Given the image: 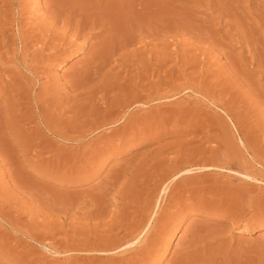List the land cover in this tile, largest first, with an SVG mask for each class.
<instances>
[{"label": "rangeland", "instance_id": "374dc122", "mask_svg": "<svg viewBox=\"0 0 264 264\" xmlns=\"http://www.w3.org/2000/svg\"><path fill=\"white\" fill-rule=\"evenodd\" d=\"M1 1L5 2L6 0ZM1 1L0 11H3L4 7ZM60 1H63V5ZM112 1L115 6L113 11L117 14V20L112 27V31L116 33L111 32L112 36L110 35L111 37L109 38L113 43L117 41L119 45L115 42L117 45L116 51H113L111 54L112 58L110 63L115 66L113 67L109 63V66L104 69L105 73V71L111 67V73H109L107 79L109 81L117 80L116 82L118 83L124 81L126 82L125 84L128 85L130 83L129 81L127 82V78H125L126 74L131 71L132 76H135L137 70V72L142 70V64L143 68L146 66L145 68L154 69L155 74L158 70L157 72L160 75V79H164L163 81L167 80V82H169V79L170 81L172 80L171 83L173 86L174 84H183L188 86L191 85L192 89H198L196 92L194 89V91L191 89L187 91L186 89L180 93L181 95L179 94L161 100V102L158 103L159 107L161 106L162 109H166L179 101H189L191 99L192 101L190 100V104H185H188L186 109L193 108V111L196 109L192 114H195L197 118L195 115L191 114L188 118L194 116L196 120L193 118H190L189 122L187 121L189 119H184L185 121L180 120L179 122H175L174 120L173 123V119L176 118V116H173L172 119L164 121L162 124H166V127L172 129L168 131L170 133H167L166 136L161 133L157 134V132L151 134L145 132L143 135L137 136L133 141H120L114 139L111 140V142L110 140L106 142L108 141L106 140L105 143L98 141L95 145V143L90 144L84 139L79 143H73L74 145L69 143L67 146L61 141H56L53 137L51 138V136L47 138L45 133L42 134L41 132L39 136L33 134L39 126H36V124L33 125L32 123L26 124L27 121L24 122L25 120L18 121V119H15L17 130H14L15 128L11 130L10 126H2L3 118H8V116L2 112V115H0V133H4L0 134V140H3L0 141L2 143H0V205L3 203L4 205L2 207L0 206V210H4V212L0 211V225H2L0 226V264H126L129 260L128 255L116 256V254L112 252H107L105 255L107 256L108 254L110 258H106L103 253L94 251L93 248L99 246V240H101L100 247L104 244L103 242L108 239L107 237L105 240L104 237L112 230L114 227L113 224L119 223V221L122 222V224L132 223L133 221L137 222L142 218V215H139V210L141 208L143 209L147 206L154 205L155 208L153 210L155 212L157 207L159 205L161 207L162 204H167L168 206L165 205V208L162 209V211H164H161L158 221L152 223L153 216H151L149 221L150 229L154 226L151 233L154 235L155 233L162 235L159 251L157 253L153 252V255H149L144 261L143 259H140V261L137 260L141 264H264V87H262L264 86V60H262V58H264V0H143L146 4V11H142L143 9L139 6H134L132 2L137 3L138 0ZM24 2L28 3V7L29 4H35L34 11L37 14L39 13V20H41V15H46L45 9L54 11L55 9L53 10V6L55 5L57 8H61L60 10L63 8L64 12L70 9L69 12H74L78 0H34V3L33 0H25ZM96 2H101L102 4V0H97ZM114 2H116V4ZM71 4L74 5L71 6ZM130 4H132L134 8L126 7V5L128 6ZM68 5L71 6L74 11ZM98 6H103V4ZM138 7L141 9L142 13L140 11L137 13L135 12V9L139 10ZM117 9L120 11L123 10L124 12L122 13V11L120 12ZM128 9H133L132 12L134 14L132 13V15ZM54 12L61 13L62 11L59 12L56 10ZM117 12H120L122 15ZM127 12L130 15H128ZM24 14V22H27V20L35 22L34 19L30 18V13ZM71 16L73 17V15ZM127 16H129L128 20L125 19ZM48 17L49 15L45 17V21H48V19H46ZM144 18L150 19L145 20ZM157 21H160V23ZM147 22H149V24H147ZM104 23L106 24L105 21ZM124 23H127L129 27ZM97 29L99 28H96V30ZM121 31L124 32L122 33ZM125 32L127 33L124 34ZM101 33V35H104L103 32ZM100 34L97 38H93L94 40L91 39V41H93L92 44H95V42L102 37ZM115 34H117V36ZM122 36L124 38H122ZM142 38L144 41L141 40ZM126 39H128L130 43L126 41ZM123 40H125V44ZM118 47L121 49L119 50ZM168 50L170 53H174V55L170 54ZM64 52L61 57L53 62H49L50 65H44L43 70L48 71V76L50 79L52 78L51 80L54 79L53 81L59 82L58 89L68 91L66 81L77 77V67L88 59L89 50L83 49L80 51L78 49H70L66 54ZM140 52L143 54L139 55L141 54ZM135 53L137 54L135 55ZM54 55H56V52L48 60L50 61L53 59L52 57H54ZM252 55L255 58L257 56L260 57L254 58V60ZM140 61H142V63H140ZM206 62L207 64H205ZM147 63H149L150 66H148L149 64L147 65ZM198 64L200 65L197 66ZM234 67L236 69H234ZM170 71L172 72L171 76L173 78L175 77L176 80L175 78L174 80L171 78ZM117 72L118 74L121 73V75H118ZM172 74H174V76ZM212 74L214 75L212 76ZM155 79L156 76L152 78V80ZM142 83L143 82L139 81L138 85ZM205 85L206 87L208 86L207 90L206 92H202V90L205 91L204 89H206ZM235 85L238 86L236 87ZM39 88L40 87L37 89L40 90ZM37 89L36 91H38ZM168 89L169 88L163 85V92H167ZM199 89L201 92H199ZM42 90L45 91V89ZM254 90L256 91L254 92ZM116 93V90H109L107 91V96L111 98L113 95H116ZM210 93L211 96H208ZM243 93L247 94V97ZM203 94L205 96H201ZM258 94L260 97H258ZM98 95H100V93H98ZM182 96L183 98L185 96L184 100ZM238 97L239 99H237ZM0 99V104L2 105L3 99ZM219 99L223 103L222 107L225 111L217 107L218 103L216 100L218 101ZM247 99L251 100L247 101ZM253 101L254 103L256 101V103L254 104ZM207 105L209 107H207ZM97 106L98 107H94L95 110H103L102 105L97 104ZM241 109H243V112ZM24 110L23 112H27V109ZM87 110L89 109L85 108L82 112ZM30 111L31 109L29 112ZM96 111H92V116H96ZM136 114H140V112ZM159 114L162 117L164 115L162 112H159ZM227 114L230 115V117ZM235 116L238 117L236 118ZM193 121L194 123L197 121V124H199V122L206 124L204 125V127L206 126L204 129L205 139H202V142L198 140L194 142V144L192 143L191 146L193 147L199 144L201 145L202 143L203 147H207L206 149L209 151L211 147H213L212 141L217 138L216 141L219 142L220 136L228 132L225 134L226 136L224 135V137H226L224 138L225 147L227 145L228 148L232 149L231 152L230 149L228 150L227 147L226 149L224 147L225 156L226 154L227 156L229 155L225 157L226 160L224 161L228 162H225L223 165L224 167H221V164H217L219 167L215 165V167L210 169L213 173L192 172L189 173V175H183V178H178L179 176H175L176 178L168 177V172H164L163 169L167 167L166 164L170 161H166L164 163L165 166L161 165L162 168L160 167V169L155 166V162H157L156 159L159 160L162 156L170 158L179 150L178 162L176 161L175 164L178 166V169H184L189 160L188 165H190L187 166L188 168H190L192 164L195 166L200 165L202 162L200 160H207L209 158L208 151H205V154L204 152L200 153V151H197L199 153L194 152L196 154L192 156L194 153H187L183 148L184 151L179 149V142L182 144L183 141L190 139L188 132H191L190 129H192L194 124ZM211 124L214 125L211 126ZM215 125H217V128ZM18 127L20 130H18ZM208 129L213 132H208ZM222 129L226 132H223ZM110 133L111 131L105 134L108 135ZM209 135H211V137ZM42 136L44 137L42 138ZM39 138H47L48 140L46 139V141L55 144L50 148V150H54L50 151L49 148H47L48 150H42L40 146L34 147V142L40 140ZM246 142L247 146L245 145ZM168 145L170 149L167 147ZM175 146L178 148L176 149ZM162 147H164V149L167 147V149H165L166 151L164 150L160 156H157L159 149ZM71 149L73 151H71ZM168 149L169 151H167ZM71 152H73L74 155H72L73 153ZM59 153L64 154V158ZM190 154L192 157L188 156ZM10 155L12 161L10 160ZM60 155L62 158L58 160L57 157ZM21 157L23 159H21ZM65 157H67V159H65ZM68 157L71 159H68ZM13 158H17L16 160L18 162ZM147 159L151 160L147 161ZM179 161H183L184 163H180ZM179 165H181V167ZM8 166L10 168L13 166L14 169L12 170ZM250 166L253 168H250ZM245 167L247 169H245ZM214 168L216 171L212 170ZM160 170L165 175H163L162 172L160 174ZM248 171L252 172L251 177H246ZM254 171H256V173ZM165 177L167 179L172 178V180H166L164 179ZM160 181H163V183ZM174 181H177L176 184L178 183V185L174 184ZM159 182L161 184H159ZM167 182H170L176 187L172 188L173 185L171 186L172 193H168L169 195H167L166 202L163 203L160 201L163 197L162 189ZM170 183H167V185H171ZM3 189L5 191H3ZM99 194L105 195H102V198ZM168 199L171 200V202ZM99 201L103 205V209L100 208V211L98 208L102 206L101 204H99V207L97 206ZM142 203L143 206L141 205ZM3 207L5 209L8 208L5 210ZM90 209L91 211H89ZM101 211L103 216L101 213L98 214V217L97 215L90 214ZM111 211H113V213H111ZM121 213L123 214L121 215ZM124 214L127 217L126 219ZM114 215H116L117 218ZM113 218L116 219V222ZM1 220H4L3 223ZM12 220H15L14 223ZM109 220L111 221L109 222ZM7 221H10L13 226ZM163 223H165V225ZM104 224L106 225L104 226ZM109 224L111 228H108ZM153 224H156V226ZM158 225L161 227L163 225L162 228L164 230H161V227L158 228ZM103 226L107 227L104 228ZM120 234L119 237L123 236L124 232ZM172 234L174 239L170 242ZM86 241L87 246H85ZM91 241L93 243H91ZM186 241H192V247L187 250L183 248V246L186 245ZM91 245L93 246L90 247ZM87 254L89 257H87ZM110 254H112L113 257ZM101 255L105 257L101 259ZM134 261L137 262L136 260Z\"/></svg>", "mask_w": 264, "mask_h": 264}, {"label": "bare ground", "instance_id": "6f19581e", "mask_svg": "<svg viewBox=\"0 0 264 264\" xmlns=\"http://www.w3.org/2000/svg\"><path fill=\"white\" fill-rule=\"evenodd\" d=\"M1 1V0H0ZM25 0H6L3 3V7L4 10L0 11V98H2L3 103L0 106V115H2V112H4V114H6L8 116V120L3 118V125L2 126H10L11 130L12 128L16 129V120L18 119V121H23L24 122L27 121L26 124L28 123H32L33 125L36 124V126L38 125L39 128H37V130L34 131L33 134H37V136H39V134L42 132L45 133L46 137L48 138L49 136H51V138L53 137L54 139H56V141H61L62 143H64V145L66 144H73V143H79L80 141L86 139V141L90 144H94L96 145V143H98V141L101 143H105L106 142H111V140L114 139H118L120 141H133L135 140V138L137 136H141L143 135L145 132H147L148 134L150 133H154L157 132L161 133V134H166L170 133L168 131H171L172 129L166 127L165 125H163L162 123H164V121L172 119L173 116H176L175 119H173V123L174 120L175 122H179L180 120L185 121L184 119H189L187 120L188 122L190 121V118L194 119V116L189 117V115L192 114L193 108L190 109H186L187 105L190 104V100H186V101H179L178 103H175L174 105H172L170 108H165L166 109H162L161 106L159 107L158 103L161 102V100L164 99H168L170 97L173 96H177L179 95L181 92H183L184 90L187 89H191V85H175L173 86V84L171 83L170 79L169 82L163 81L160 79V75L159 73L156 71V74L154 72V69H150V68H145L146 64L144 65L145 67L143 68V64H142V70L137 72L136 71V75L132 76V72L129 71V73H125L127 78V82L129 81L130 84H125L126 82H122V83H118L116 82L117 80L114 81H109L107 79V76L109 75V73H111V67L105 71L104 73V69L106 67L109 66V63L111 62V54L113 53V51H116V47L117 45V41L116 44L115 42L113 43L112 40L109 38L111 37V32L112 33H116L112 31V27L115 23V21L117 20L116 18V13L113 11V9L115 8V6L113 5V1L112 0H102V4L103 6H98V5H102L101 2L97 3L95 0H78V2L76 3L75 6L76 9L74 11V9L71 7L73 6L71 4V6H69L70 8L73 9L74 12H69L66 11L64 12V9L62 8V10H60L59 8H57V6H53V10L54 11H62L61 13L58 12H54V11H48L45 9L46 15L43 16L41 15V20H39V13L37 14L34 10H35V4H29L28 7V3L24 2ZM27 1V0H26ZM51 1V0H50ZM56 1V0H55ZM71 1V0H69ZM74 1V0H73ZM101 1V0H99ZM104 1V3H103ZM107 1V2H106ZM118 1V0H117ZM134 1V0H133ZM153 1V0H152ZM158 1V0H157ZM59 2V1H58ZM76 2V1H75ZM151 2V1H150ZM149 2V3H150ZM34 3V0H33ZM44 3V2H43ZM60 3H62L63 5V1ZM72 3V2H71ZM116 4V2H114ZM125 3V2H124ZM123 3V4H124ZM130 3V2H129ZM134 4V6H139L141 9H143L142 11H146V4L144 3V1L142 0H138L137 3L132 2ZM56 4V2H55ZM66 4V3H65ZM153 4V3H152ZM1 5V4H0ZM113 5V6H112ZM166 5V4H164ZM1 6V7H2ZM46 6V5H44ZM48 6V5H47ZM59 6V4H58ZM66 6V5H65ZM123 6V5H122ZM134 6L132 4L130 5H126V7L129 8H134ZM156 6V4H155ZM40 7V6H39ZM42 7V6H41ZM138 7L139 10L135 9V12H141V9ZM154 7V5H153ZM51 8V7H50ZM47 8V9H50ZM158 8V7H157ZM37 9V7H36ZM67 9V7H66ZM151 9V8H150ZM149 9V10H150ZM155 9V8H154ZM52 10V8H51ZM119 10V9H117ZM126 10V8H125ZM130 10V9H128ZM127 10V11H128ZM133 9L130 10V13L132 14ZM41 11V10H39ZM38 11V12H39ZM116 11V10H115ZM120 11V10H119ZM122 13L124 12L123 10H121ZM120 11V12H121ZM120 12H117L118 14ZM150 12V11H149ZM24 13H30V18L34 19V21L27 20V22H24L25 17L23 18V14ZM128 13V12H127ZM142 13V12H141ZM139 13V14H141ZM145 13V12H143ZM45 14V13H44ZM126 14V13H124ZM123 14V16H124ZM134 14V13H133ZM132 14V15H133ZM152 14V13H151ZM25 15V14H24ZM48 21H45V17L48 16ZM73 15V17L71 16ZM120 15H122L120 13ZM128 15H130L128 13ZM142 15V14H141ZM147 15V14H146ZM150 15V14H149ZM154 15V14H153ZM156 15V14H155ZM27 16V15H26ZM126 16V15H125ZM143 16V15H142ZM29 17V16H28ZM26 17V18H28ZM119 17V15H118ZM127 16L125 19L128 20ZM131 17V16H130ZM141 17V16H140ZM148 17V16H147ZM133 18V17H132ZM136 18V16H135ZM151 18V17H150ZM149 18V19H150ZM143 19V18H142ZM145 19V18H144ZM148 19V18H147ZM145 19V20H147ZM148 19V20H149ZM154 19V18H153ZM160 19V18H159ZM162 20V19H161ZM173 20V19H172ZM104 21L106 22V24L104 23ZM144 21V20H143ZM152 21V20H150ZM154 21V20H153ZM126 22V21H125ZM158 22V21H157ZM139 23V22H138ZM143 23V22H142ZM160 23V21L158 22ZM122 24V23H121ZM125 24V23H124ZM127 24V23H126ZM125 24V25H126ZM147 24H149V22H147ZM170 24V23H169ZM123 25V24H122ZM151 25V24H150ZM119 26V25H118ZM127 27H129V25H126ZM147 26V25H146ZM173 26V25H172ZM122 27V26H121ZM157 27V26H156ZM96 28H99L96 30ZM135 28V27H134ZM140 28V27H138ZM147 28V27H144ZM114 29V28H113ZM122 29V28H121ZM125 29V28H124ZM133 29V28H132ZM153 29V28H152ZM158 29V28H157ZM170 29V27H169ZM96 30V31H95ZM123 30V29H122ZM163 30V29H162ZM133 31V30H132ZM141 31V30H139ZM137 31V32H139ZM147 31V30H144ZM150 31V30H148ZM103 32L104 35H101ZM122 32V31H121ZM119 32V33H121ZM124 32V31H123ZM122 32V33H123ZM128 32V30H127ZM127 32H125L124 34H126ZM154 32V31H153ZM152 32V33H153ZM157 32V31H156ZM101 33V34H100ZM118 33V32H117ZM129 33V32H128ZM143 33V31H142ZM149 33V32H147ZM101 35L102 37H98L99 39L97 40V42H95V44H92L93 41H91V39L93 38H97L98 35ZM132 34V33H131ZM130 34V35H131ZM138 34V33H137ZM111 35V36H110ZM117 36V34H115ZM139 35V34H138ZM114 36V35H113ZM132 36V35H131ZM130 36V37H131ZM152 36V35H151ZM145 37V36H144ZM121 38V37H120ZM122 38H124L122 36ZM136 38V37H135ZM130 39V38H129ZM147 39V38H146ZM94 40V39H93ZM115 40V39H114ZM121 40V39H119ZM118 40V41H119ZM135 40V39H134ZM133 40V41H134ZM142 41L143 38L141 39ZM125 40H123L124 42ZM126 41L129 42L128 39H126ZM140 41V40H139ZM122 42V41H120ZM130 43V42H129ZM132 43V42H131ZM125 44V42H124ZM123 45V44H122ZM131 45V44H130ZM142 46V44H141ZM121 47V46H120ZM123 47V46H122ZM126 47V46H125ZM136 47V46H135ZM134 47V48H135ZM133 48V50H134ZM140 48V47H139ZM138 48V49H139ZM152 48V47H151ZM70 49H78V50H83V49H88L89 50V57L86 61L82 62L81 65L79 67H77V77L66 81L67 84V88L68 91H64L63 89H58V83L56 81H53L49 78L48 76V71L47 70H43L44 65H50L49 62H53L55 61L57 58L61 57L64 51H69ZM118 49L120 50L121 48L118 47ZM145 49V48H144ZM143 49V50H144ZM125 50V49H124ZM166 50V49H164ZM172 50V49H171ZM262 50V49H261ZM123 51V50H122ZM141 51V50H140ZM153 51V50H152ZM155 51V50H154ZM169 51V50H168ZM174 51V50H173ZM56 52V55H54V57H52L53 59H51L50 61L48 60L54 53ZM58 52V53H57ZM66 52H64L66 54ZM136 52V51H135ZM144 52V51H143ZM125 53V52H124ZM122 53V54H124ZM138 53V52H137ZM135 53V55L137 54ZM141 53V52H140ZM170 53V51H169ZM116 54V52H115ZM126 54V53H125ZM131 54V52H130ZM143 53L139 54L142 55ZM146 54V53H145ZM162 54V53H160ZM172 54V53H170ZM134 55V56H135ZM174 55V53L172 54ZM114 56V55H112ZM127 56V54H126ZM132 56V55H131ZM133 56V57H134ZM253 56V55H252ZM256 56V55H255ZM128 57V56H127ZM260 57V56H257ZM256 57V58H257ZM130 58V57H129ZM141 58V57H140ZM255 57L253 56V59ZM255 58V59H256ZM119 59V58H118ZM125 59V58H124ZM133 59V58H132ZM137 59V58H136ZM156 59V58H155ZM254 59V60H255ZM138 60V59H137ZM166 60V59H165ZM164 60V61H165ZM172 60V59H171ZM170 60V61H171ZM262 60H264V58H262ZM261 60V61H262ZM115 61V60H114ZM147 61V60H146ZM161 61V60H160ZM252 61V60H251ZM260 61V60H259ZM118 62V61H117ZM123 62V61H122ZM158 62V61H157ZM156 62V64H157ZM201 62V61H200ZM199 62V63H200ZM256 62V61H255ZM140 63H142V61H140ZM145 63V62H144ZM162 63V62H161ZM165 63V62H164ZM191 63V62H190ZM252 63V62H251ZM111 64V63H110ZM122 64V63H120ZM139 64V63H138ZM137 64V65H138ZM149 63H147L148 65ZM204 64V63H203ZM207 64V62L205 63ZM127 65V64H125ZM161 65V64H160ZM157 65V66H160ZM189 65V62H188ZM187 65V66H188ZM193 65V64H192ZM200 64H198L197 66H199ZM261 65V64H260ZM111 66H113L111 64ZM115 66V65H114ZM113 66V67H114ZM141 66V65H140ZM150 66V64L148 65ZM162 66V65H161ZM173 66V65H172ZM211 66V65H210ZM112 67V68H113ZM120 67V66H119ZM117 67V68H119ZM123 67V66H122ZM133 67V66H132ZM135 67V66H134ZM137 67V66H136ZM139 67V66H138ZM239 67V66H238ZM162 68V67H161ZM175 68V67H173ZM209 68V66H208ZM215 68V67H214ZM127 69V68H124ZM140 69V68H139ZM203 69V68H201ZM206 69V68H205ZM234 69H236L234 67ZM239 69V68H238ZM237 69V72H238ZM114 70V69H112ZM117 70V69H116ZM115 70V71H116ZM208 70V69H207ZM217 70V69H216ZM233 70V69H232ZM125 71V70H123ZM134 71V68H133ZM168 71V70H167ZM166 71V72H167ZM235 71V70H234ZM114 72V71H113ZM131 72V75H130ZM231 72V71H230ZM116 73V72H115ZM122 73V71H121ZM121 73H119L121 75ZM169 73V72H168ZM171 71H170V76H171ZM118 74V72H117ZM118 74V75H119ZM124 74V75H125ZM195 74V73H194ZM200 74V73H199ZM115 75V74H114ZM174 76V74H172ZM177 75V74H175ZM214 74H212L213 76ZM217 75V74H216ZM156 76L155 80H152L153 77ZM236 76V75H235ZM112 77V75H111ZM119 77V76H118ZM190 77V76H189ZM215 77V76H214ZM115 78V77H114ZM113 78V79H114ZM169 78V77H168ZM171 78L174 80V78L171 76ZM178 78V77H177ZM117 79V78H116ZM124 79V78H122ZM181 79V78H180ZM188 79V78H187ZM191 79H195V78H191ZM119 80V79H118ZM176 80V78H175ZM202 80V79H201ZM213 80V79H212ZM215 80V79H214ZM240 80V79H239ZM120 81V80H119ZM141 81L143 82L141 85H138V82ZM219 81V80H218ZM234 81V80H233ZM184 82V81H183ZM198 82V81H196ZM206 82V81H205ZM212 82V81H211ZM208 83V82H207ZM239 83V82H238ZM243 83V82H242ZM172 84V85H171ZM191 84V83H190ZM193 84V83H192ZM221 84V83H220ZM64 85V83H63ZM163 85L166 86L168 89L167 92H163ZM196 85V84H195ZM199 85V84H197ZM209 85V84H207ZM228 85V84H227ZM240 85V84H239ZM224 86V84H223ZM236 86V85H235ZM238 86V85H237ZM236 86V87H237ZM40 87L38 90L37 88ZM206 87V85H205ZM208 87V86H207ZM204 89L205 91L202 92H206L207 90ZM216 87V86H215ZM240 87V86H239ZM243 87V86H242ZM264 87V86H262ZM200 88V86H199ZM213 88V85H212ZM227 88V87H226ZM36 89L38 91H36ZM42 89H45V91H43ZM196 89V88H195ZM194 89V90H195ZM209 89V88H208ZM234 89V88H233ZM244 89V88H243ZM42 90V91H41ZM63 90V91H62ZM109 90H116L117 93L116 95H113L111 98H109L107 96V91ZM193 90V91H194ZM247 90V89H246ZM190 91V90H189ZM198 91L195 90V92ZM236 91V89H235ZM256 90H254L255 92ZM111 92V91H110ZM194 92V93H195ZM199 92L200 89H199ZM253 92V91H252ZM98 93H100V95H98ZM209 93V91H208ZM224 93V92H223ZM241 93V92H240ZM246 93V91H245ZM243 93V94H245ZM109 94V93H108ZM191 94V93H190ZM197 94V93H196ZM195 94V95H196ZM202 94V93H199ZM207 94V93H206ZM232 94V93H231ZM238 94V93H236ZM256 94V93H254ZM181 95V94H180ZM187 95V94H185ZM226 95V94H225ZM224 95V96H225ZM228 95V94H227ZM240 95V94H239ZM247 94H245L246 96ZM257 95V94H256ZM110 96V95H109ZM201 96H205L204 94ZM211 96V93L210 95ZM207 96V97H208ZM242 96V95H240ZM250 96V95H249ZM262 96V95H261ZM180 97V96H179ZM178 97V98H179ZM229 97V96H228ZM237 97V96H236ZM247 97V96H246ZM258 97L259 94H258ZM183 98V96H182ZM188 98V97H186ZM197 98V97H196ZM212 98V97H210ZM223 98V95H222ZM231 98V97H230ZM234 98V97H233ZM232 98V99H233ZM249 98V97H248ZM253 98V97H252ZM185 99V96L183 98V100ZM221 99V98H220ZM220 99L216 102L217 107L223 111H225V109H223L222 107V102L220 101ZM239 99V97L237 98ZM243 99V98H242ZM241 99V100H242ZM260 99V98H259ZM1 100V99H0ZM223 100V99H222ZM249 99H247L248 101ZM251 100V99H250ZM249 100V101H250ZM256 100V99H255ZM192 101V100H191ZM233 101V100H232ZM196 102V100H195ZM203 102V101H202ZM237 102V101H236ZM239 102V101H238ZM244 102V100H243ZM242 102V103H243ZM186 103H188L187 105H185ZM192 103V102H191ZM201 103V102H199ZM204 103V102H203ZM229 103V102H228ZM241 103V102H240ZM248 103V102H246ZM254 103V101H253ZM256 103V101H255ZM254 103V104H255ZM98 105H102L103 106V110H95L94 107H98ZM173 104V103H172ZM194 104V103H193ZM198 104V103H197ZM214 104V103H213ZM215 104V105H216ZM237 104V103H236ZM89 106V107H88ZM170 106V105H169ZM168 106V107H169ZM190 106V105H189ZM199 106V105H198ZM197 106V107H198ZM233 106V105H232ZM236 106V105H235ZM234 106V107H235ZM163 107V108H164ZM205 107V106H203ZM207 107H209L207 105ZM244 107V106H243ZM82 108H88L89 110L87 111H83L84 109ZM101 108V107H100ZM98 108V109H100ZM231 108V107H230ZM247 108V107H245ZM251 108V107H250ZM255 108V107H254ZM27 109V112H23V110ZM31 109V111L29 112V110ZM201 109V108H200ZM24 110V111H25ZM198 110V108H197ZM213 110V109H212ZM228 110V108H227ZM243 109H241L242 111ZM249 110V109H248ZM251 110V109H250ZM255 110V109H254ZM92 111H96V116H92L93 112ZM229 111V110H228ZM253 111V110H252ZM140 112V114H136ZM159 112H162L164 115L163 117L159 114ZM199 112V111H198ZM214 112V111H213ZM243 112V111H242ZM241 112V113H242ZM197 113V112H196ZM228 113V112H227ZM233 113V112H232ZM3 114V115H4ZM95 114V112H94ZM136 114V115H135ZM200 114V113H199ZM231 114V113H230ZM195 115V114H192ZM228 115V114H227ZM232 115V114H231ZM238 115V114H236ZM196 116V115H195ZM230 117V115H228ZM244 116V114H243ZM3 117V116H2ZM19 117V118H18ZM200 117V116H199ZM208 117V116H206ZM236 118L238 116H235ZM197 118V116H196ZM244 118V117H243ZM232 119V117H231ZM234 119V117H233ZM1 120V119H0ZM196 120V119H194ZM198 120V119H197ZM214 120V119H213ZM200 121V120H199ZM203 121V120H202ZM234 121V120H233ZM232 121V122H233ZM238 121V120H237ZM1 122V121H0ZM201 122V121H200ZM197 124L194 123L193 121V127L191 130V132H188V134L190 135V139L187 141H183L182 144H180L179 142V149H185L187 151V153H194L197 151H200V153L205 154V151H208L206 148L207 147H203L202 143L201 145L199 144L198 146H191V144L194 142H197L198 140H201L200 142H202L205 139L204 136V132H205V127L203 123ZM213 122V121H212ZM239 122V121H238ZM237 122V124H238ZM170 123V122H169ZM168 123V124H169ZM172 123V121H171ZM207 123V121H206ZM210 123V122H209ZM180 124V123H179ZM192 124V123H191ZM243 124V123H241ZM1 125V124H0ZM18 125V123H17ZM21 125V124H20ZM30 125V124H29ZM163 125V127H162ZM170 125V124H169ZM189 125V124H188ZM214 124H211V126ZM218 125V124H217ZM217 125L216 128H217ZM5 126V127H6ZM165 126V127H164ZM176 126V125H175ZM192 126V125H191ZM223 126V125H222ZM242 126V125H241ZM21 127V126H19ZM18 127V130H20V128ZM177 127V126H176ZM175 127V128H176ZM9 128V127H8ZM35 128V127H34ZM33 128V130H34ZM168 128V130H167ZM215 128V130H216ZM237 128V127H236ZM242 128V127H241ZM244 128V127H243ZM8 129V130H10ZM32 129V128H31ZM224 129V128H223ZM222 129V131H223ZM4 130V129H3ZM2 130V131H3ZM7 130V131H8ZM239 130V129H238ZM243 130V129H242ZM1 131V129H0ZM110 134L106 135L105 133L110 132ZM210 130L208 129V132ZM212 131V130H211ZM210 131V132H211ZM241 131V130H240ZM244 131V130H243ZM248 131V130H247ZM11 132V131H10ZM20 132V131H19ZM22 132V131H21ZM213 132V131H212ZM226 132V131H223ZM4 132L0 133L3 134ZM228 132L224 133L227 134ZM241 133V132H240ZM32 134V135H33ZM106 136H105V135ZM147 134V135H148ZM207 134V133H206ZM205 134V135H206ZM212 134V133H211ZM223 134V133H222ZM41 135V134H40ZM146 135V134H145ZM154 135V134H153ZM221 135V134H220ZM224 135L220 136V140L219 142L216 141V139H214L212 142L213 147L209 146V158L207 160H200L202 161L201 164L199 162L200 165H191L190 168L185 169H178V166L175 164L177 159H178V155L179 150L175 152L174 156L167 158L162 156V158L159 160H157V162H155V166L156 167H161V165H164V163L166 161H170L168 162L167 167H165L163 169V171L168 172L169 176L168 177H178V178H183L182 176L185 174L189 175V173H194V172H201V173H210V169L215 167V165L217 164H221V167H224L223 165L225 164V162L228 161H224L226 160L225 157V152H224V147H225V142H224ZM233 135V134H232ZM243 135V134H241ZM248 135V133H247ZM15 136V135H14ZM34 136V135H33ZM211 137V135H209ZM226 136V135H225ZM228 136V135H227ZM44 136H42L43 138ZM230 137V136H229ZM228 137V138H229ZM242 137V136H240ZM250 137V136H249ZM1 138V137H0ZM16 138V137H15ZM19 138V137H18ZM41 139L40 140H36V142H34V147H38L40 146L42 150H45L47 148H52L53 145L52 143H49V141H46V139ZM214 138V137H213ZM5 139V138H4ZM27 139V138H26ZM25 139V141H26ZM33 139V138H31ZM38 139V138H37ZM53 139V140H54ZM203 139V140H202ZM208 139V138H207ZM242 139V138H241ZM247 139V137H246ZM17 140V139H15ZM34 140V139H33ZM48 140V139H47ZM50 140V139H49ZM52 140V141H53ZM211 140V139H210ZM248 140V139H247ZM0 141H3L2 139ZM55 141V140H54ZM85 141V142H86ZM125 141V142H126ZM250 141V140H249ZM60 142V143H61ZM68 142V143H66ZM228 142V141H227ZM243 142V141H242ZM1 143V142H0ZM57 143V142H56ZM61 143V144H62ZM127 143V142H126ZM230 143V142H229ZM2 144V143H1ZM71 144V145H72ZM87 144V143H86ZM89 144V145H90ZM228 144V143H227ZM244 144V142H243ZM249 144V143H248ZM5 145V144H4ZM23 145V144H22ZM63 145V146H64ZM74 145V144H73ZM77 145V144H76ZM231 145V144H230ZM234 145V144H233ZM247 146V142L245 144ZM252 145V143H251ZM25 146V145H24ZM57 146V145H56ZM62 146V147H63ZM68 146V145H67ZM166 146V145H165ZM190 146V147H189ZM205 146V145H204ZM229 146V144H228ZM255 146V145H254ZM1 147V146H0ZM61 147V148H62ZM71 147V146H70ZM75 147V146H74ZM80 147V146H79ZM82 147V146H81ZM169 149V145L167 146ZM167 147H165V149H167ZM176 147V146H175ZM227 147V145H226ZM225 147V149H226ZM234 147V146H233ZM252 147V146H251ZM250 147V148H251ZM27 148V147H26ZM60 148V151H61ZM73 148V147H72ZM172 148V146H171ZM178 147H176L177 149ZM228 148V147H227ZM247 148V147H246ZM249 148V150H250ZM254 148V147H253ZM1 149V148H0ZM8 149V148H7ZM25 149V147H24ZM36 149V148H35ZM34 149V150H35ZM56 149V147H55ZM58 149V147H57ZM63 149V148H62ZM78 149V147H77ZM81 149V148H79ZM164 147H162L161 149H159L158 151V155L160 156V154H162V152L165 150ZM169 149L167 151H169ZM182 149V150H183ZM230 149V151L232 152L231 148H228V150ZM257 149V148H256ZM3 150V149H2ZM38 150V149H37ZM48 150V149H47ZM54 150V149H52ZM50 150V151H52ZM236 150V149H235ZM239 150V149H238ZM254 150V149H253ZM6 151V150H5ZM26 151V150H25ZM66 151V150H65ZM71 151H73L71 149ZM78 151V150H77ZM86 151V149H85ZM166 151V150H165ZM184 151V150H183ZM227 151V150H226ZM247 151V150H246ZM43 152V151H42ZM62 152V151H61ZM69 152V149H68ZM66 152V153H68ZM173 152V151H170ZM169 152V153H170ZM182 152V151H181ZM236 152V151H235ZM249 152V151H248ZM254 152V151H252ZM38 153V151H37ZM58 153V152H57ZM64 153V152H63ZM73 153V152H71ZM168 153V152H167ZM185 153V152H184ZM186 153V154H187ZM199 153V152H197ZM251 153V152H249ZM9 154V153H8ZM61 154V153H59ZM65 154V153H64ZM64 154H61L62 156ZM70 154V153H69ZM185 154V156H186ZM196 153H194L192 156H195ZM203 154V155H204ZM5 155V154H4ZM52 155V154H51ZM58 156V160L62 158V156ZM71 155V154H70ZM74 155V153L72 154ZM173 155V154H172ZM6 156V155H5ZM56 156V155H54ZM182 156V155H181ZM190 157V155H188ZM229 156V155H228ZM227 156V157H228ZM234 156V155H233ZM1 157V156H0ZM11 157V155H10ZM39 157V156H38ZM70 157V156H69ZM68 159H71L69 158ZM74 157V156H72ZM202 157V156H200ZM255 157V156H254ZM27 158V157H26ZM32 158V157H31ZM30 158V159H31ZM64 158V156H63ZM199 158V157H198ZM203 158V157H202ZM236 158V157H235ZM8 159V157H7ZM14 160H16L17 158H13ZM20 159V158H19ZM21 159H23L21 157ZM65 159H67V157H65ZM189 159V158H188ZM205 159V158H204ZM228 159V158H227ZM234 159V158H233ZM12 161V157L10 159ZM32 160V159H31ZM30 160V161H31ZM64 160V159H63ZM151 160V159H147ZM184 160V159H183ZM195 160V159H194ZM230 160V159H229ZM17 161V160H16ZM36 161V160H35ZM65 161V160H64ZM186 161V162H187ZM237 161V159H236ZM2 162V161H1ZM18 162V161H17ZM60 162V161H59ZM178 162V161H177ZM180 162V161H179ZM183 162V161H181ZM180 162V163H181ZM10 163V162H9ZM22 163V162H20ZM30 163V162H29ZM42 163V162H41ZM40 163V164H41ZM145 163V162H144ZM152 163V162H151ZM184 163V162H183ZM191 163V162H190ZM231 163V162H229ZM239 163V162H238ZM19 164V163H18ZM33 164V163H32ZM35 164V163H34ZM43 164V163H42ZM186 164V163H185ZM227 164V163H226ZM6 165V164H4ZM11 165V164H9ZM241 165V164H240ZM252 165V164H250ZM20 166V165H19ZM165 166V165H164ZM181 167V165H179ZM243 166V165H241ZM245 166V165H244ZM253 166V165H252ZM9 167V166H8ZM13 167V166H12ZM10 169H14L13 168ZM217 167H219L217 165ZM255 167V166H254ZM17 168V167H16ZM48 168V167H47ZM149 168V166H148ZM160 168V169H161ZM250 168H253L250 166ZM20 169V168H18ZM218 169V168H217ZM245 169H247L245 167ZM159 170V169H158ZM212 170H215L212 169ZM254 170V169H253ZM20 171V170H19ZM149 171V170H148ZM147 171V172H148ZM216 171V170H215ZM214 171V172H215ZM222 171V170H221ZM246 171V170H245ZM252 171V170H251ZM259 171V170H258ZM11 172V171H10ZM161 170H160V174H161ZM247 172V171H246ZM245 172V173H246ZM256 173V171H254ZM261 172V171H260ZM118 173V172H117ZM197 173V174H198ZM213 173V171L211 172ZM216 173V172H215ZM214 173V175H215ZM13 174V173H12ZM115 174V173H114ZM158 174V173H157ZM159 174V175H160ZM163 174V172H162ZM167 174V173H166ZM217 174V173H216ZM225 174V173H224ZM252 172L248 171V173H246V177H251ZM11 175V174H10ZM9 175V176H10ZM117 175V174H116ZM119 175V174H118ZM152 175V174H151ZM165 175V174H163ZM202 175V174H201ZM209 175V174H208ZM212 175V174H211ZM156 176V175H155ZM158 176V175H157ZM176 176V177H175ZM207 176V175H204ZM253 176L255 177V175L253 174ZM252 176V177H253ZM15 177V176H14ZM112 177V176H111ZM118 177V176H116ZM160 177V176H159ZM201 177V176H200ZM253 177V178H254ZM12 178V177H11ZM114 178V177H113ZM162 178V177H161ZM160 178V179H161ZM252 178V179H253ZM155 179V178H154ZM166 180H172V178L167 179L166 177L164 178ZM165 180V181H166ZM175 180V179H174ZM197 180V179H196ZM195 180V181H196ZM199 180V179H198ZM209 180V178H208ZM113 181V180H112ZM118 181V180H117ZM159 181V180H158ZM210 181V180H209ZM111 182V181H110ZM157 182V181H156ZM163 183V181H160ZM159 182V184H161ZM171 182V181H170ZM170 182H167L168 184ZM177 182V181H176ZM176 182L174 181L173 183L176 184ZM199 182V181H198ZM115 183V181H114ZM165 183V182H164ZM165 185V187L162 189V201L163 203L166 202L165 200L167 199V195H169L168 193H172L171 191V185ZM203 184V183H202ZM215 184V183H214ZM112 185V184H111ZM156 185V183H155ZM158 185V184H157ZM178 185V183L176 184ZM200 185V184H199ZM213 185V184H212ZM15 186V185H14ZM191 186V185H190ZM113 187V185H112ZM119 187V186H118ZM157 187V186H156ZM176 187V186H172ZM178 187V186H177ZM212 187V186H211ZM114 188V187H113ZM207 188V187H206ZM2 189V188H1ZM5 189V188H4ZM3 189V191H5ZM13 189V188H11ZM156 189V188H155ZM160 189V187H159ZM197 189V188H196ZM10 190V189H9ZM16 190V189H15ZM106 190V189H105ZM118 190V189H117ZM123 190V189H122ZM195 190V189H194ZM104 191V190H103ZM114 191V190H113ZM192 191V190H191ZM7 193V192H6ZM14 194V193H13ZM100 195V194H99ZM105 195V194H102ZM102 195H100V197H102ZM174 195V194H173ZM9 196V194H8ZM15 196V195H14ZM107 196V195H106ZM127 196V195H126ZM129 196V195H128ZM111 197V196H110ZM119 197V196H118ZM124 197V196H123ZM160 197V198H161ZM12 198V195H11ZM97 198V196H96ZM103 198V197H102ZM105 198V197H104ZM14 199V198H13ZM12 199V200H13ZM99 199V198H98ZM132 199V198H131ZM138 199V198H137ZM173 199V198H172ZM11 200V201H12ZM101 200V199H100ZM103 200V199H102ZM143 200V199H142ZM169 200V199H168ZM108 201V200H107ZM117 201V200H116ZM114 201V202H116ZM133 201V199H132ZM135 201V200H134ZM137 201V200H136ZM171 202V200H169ZM168 201V202H169ZM92 202V201H91ZM118 202V201H117ZM131 202V201H130ZM140 202V201H139ZM138 202V203H139ZM11 203V202H10ZM13 203V202H12ZM98 203V202H96ZM104 203V202H103ZM146 203V202H145ZM160 203V202H159ZM200 203V201H199ZM93 204V202H92ZM99 203H98V207H99ZM120 204V203H119ZM140 204V203H139ZM154 204V203H153ZM156 204V203H155ZM169 204V203H168ZM4 205V203L2 205H0L1 207ZM96 205V204H94ZM112 205V204H111ZM117 205V204H116ZM121 205V204H120ZM135 205V204H134ZM143 206V203L141 204ZM148 205V204H147ZM150 205V204H149ZM167 205V204H165ZM165 205H160L157 207L156 211L154 212V208L155 206H147L145 208H141L139 210V215H142V218L139 219L137 222H132V223H125L122 224V222L119 221V223L113 224V228L112 230H110V232H108V235L104 237V239L106 240L107 237L108 239L103 242L104 244L100 247V241L99 240V246H96L93 248L94 251H98L100 253H103L105 255V253L107 252H112L114 254L117 255H128V262L126 264H141L140 262H138L137 260L140 261V259H147V257L149 255H153V252L157 253L159 251L160 248V239L162 237V235H160L159 233H155V235L153 233H151L153 227L151 225V229H150V219L151 216H153L152 218V223L158 221V217L162 211L163 208H165ZM6 206V205H5ZM4 206V207H5ZM102 207H97L98 210L100 211V208L103 209V205L101 204ZM168 206V205H167ZM3 207V208H4ZM94 207V206H93ZM120 207V206H119ZM203 207V206H201ZM8 208V207H7ZM6 208V209H7ZM91 208V207H90ZM124 208V207H123ZM128 208V207H127ZM5 209V208H4ZM5 209V210H6ZM95 209V208H94ZM119 209V208H118ZM134 209V208H133ZM167 209V208H166ZM106 210V209H105ZM104 210V211H105ZM117 210V209H116ZM115 210V211H116ZM121 210V209H120ZM1 211V210H0ZM10 211V209H9ZM91 211V209L89 210ZM103 211V212H104ZM114 211V212H115ZM137 211V210H136ZM164 211V210H163ZM162 211V212H163ZM1 212H4L1 211ZM12 212V211H11ZM108 212V211H106ZM105 212V213H106ZM126 212V211H125ZM135 212V211H134ZM133 212V213H134ZM7 213V212H6ZM101 213L102 215V211L98 212V213H90L91 215H97V217L99 216L98 214ZM111 213H113V211H111ZM110 213V214H111ZM132 213V214H133ZM82 214V213H81ZM117 214V213H116ZM123 213H121L122 215ZM127 214V213H126ZM1 215V214H0ZM5 215V213H4ZM9 215V214H8ZM16 215V213H15ZM85 215V214H84ZM100 215V216H101ZM107 215V214H106ZM163 215V214H162ZM103 216V215H102ZM116 217V215H114ZM120 216V215H119ZM125 216V214H124ZM134 216V215H133ZM132 216V217H133ZM17 217V216H16ZM91 217V216H90ZM121 217V216H120ZM130 217V216H128ZM135 217V216H134ZM8 218V217H7ZM11 218V217H9ZM83 218V217H82ZM87 218V217H86ZM112 218V217H111ZM117 218V217H116ZM123 218V216H122ZM127 217L125 216V219ZM131 218V217H130ZM138 218V217H137ZM176 218V217H175ZM15 219V218H14ZM114 219V218H113ZM133 219V218H132ZM160 219V218H159ZM165 219V218H164ZM16 220V219H15ZM14 220V221H15ZM85 220V218H84ZM87 220V219H86ZM116 219H114L115 221ZM129 220V219H128ZM2 223L4 220H1ZM6 221V218H5ZM14 221L12 220V222L14 223ZM111 220H109L110 222ZM132 221V220H131ZM136 221V220H135ZM164 221V220H163ZM9 224L10 221H7ZM18 222V221H17ZM86 222V221H85ZM116 222V221H115ZM113 222V223H115ZM162 222V221H161ZM169 222V221H168ZM106 223V221H105ZM167 223V222H166ZM1 224V223H0ZM18 224V223H16ZM112 224V222H111ZM165 225V223H163ZM13 226V224H11ZM10 225V226H11ZM100 225V224H99ZM106 224H104L105 226ZM156 226V224H153ZM170 225V224H169ZM2 226V225H0ZM86 226V225H84ZM102 226V225H101ZM103 226V227H104ZM4 227V226H3ZM107 227V226H106ZM104 227V228H106ZM158 228L161 226H157ZM163 227V225H162ZM161 227V230L163 229ZM166 227V226H164ZM16 228V227H13ZM80 228V227H79ZM83 228V226H82ZM103 228V229H104ZM110 224H109V227ZM91 229V227H90ZM150 229V230H149ZM108 230V229H107ZM116 230V231H115ZM164 230V229H163ZM169 230V229H168ZM82 231V230H81ZM171 231V230H170ZM84 232V231H83ZM100 232V231H99ZM98 232V233H99ZM102 232V231H101ZM104 232V230H103ZM121 232H124V235L119 237V234ZM161 232V231H160ZM95 233V232H94ZM107 233V232H106ZM92 234V233H91ZM82 235V234H81ZM80 235V237H81ZM84 235V234H83ZM95 235V234H94ZM105 235V234H104ZM121 235V234H120ZM99 236V234H98ZM101 238V237H100ZM84 239V238H82ZM96 239V237H95ZM102 239V238H101ZM174 239L173 234L170 237V242H172ZM86 240V239H85ZM196 240V239H195ZM88 241V240H87ZM87 241L85 243V246H87ZM95 241V240H94ZM97 241V240H96ZM188 241V240H187ZM186 241V245L183 246V248L185 250L189 249L190 247H192V241L191 242H187ZM91 243H93L91 241ZM90 243V244H91ZM96 243V242H94ZM185 243V242H184ZM97 244V243H96ZM89 245V244H88ZM93 245H91L90 247H92ZM95 246V245H94ZM195 246V245H194ZM181 248V247H180ZM182 248V249H183ZM91 249V248H90ZM89 249V250H90ZM181 249V250H182ZM88 250V251H89ZM180 250V252H181ZM88 251H86L87 253H89ZM161 251V250H160ZM85 252V249H84ZM91 252V251H90ZM97 253V252H96ZM99 254V253H98ZM112 255V254H110ZM86 256V254H85ZM100 256V255H99ZM106 256V255H105ZM104 256V257H105ZM87 257L88 254H87ZM102 257V255H101ZM104 257H102L101 259H103ZM110 258L107 254L106 258ZM113 257V255H112ZM86 258V257H85ZM95 258V256H94ZM93 258V259H94ZM100 258V257H99ZM97 259V258H96ZM127 259V257H126ZM86 260V259H85ZM113 260V259H112ZM134 260H136L137 262H135ZM104 262V261H103ZM116 262V261H114ZM100 264V263H99Z\"/></svg>", "mask_w": 264, "mask_h": 264}]
</instances>
